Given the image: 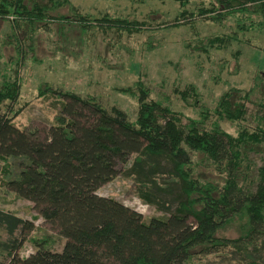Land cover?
Wrapping results in <instances>:
<instances>
[{"label":"trees","instance_id":"16d2710c","mask_svg":"<svg viewBox=\"0 0 264 264\" xmlns=\"http://www.w3.org/2000/svg\"><path fill=\"white\" fill-rule=\"evenodd\" d=\"M133 1L178 3V22L171 26H179L195 16L188 11L190 5L207 0ZM210 1L212 8L199 9L200 15L211 13L209 19L218 21L242 14L248 23L239 25L241 29H264V0ZM67 4L0 0V19L13 17L17 32H26L28 40L39 29L51 31L55 21L85 30L107 24L128 33L139 30L136 22L108 14L94 19L73 5L69 16L54 15ZM16 49L26 55L19 41ZM21 89L17 70L14 75L3 73L0 61V175L11 192L33 203L66 243L60 252L39 243L33 254L21 258L17 252L35 224L0 209V228L9 236V242L0 243L7 264H188L209 258L220 264H264V163L259 167L252 159L255 153L264 157V115L253 129L240 124L247 118L250 91L230 89L211 109L190 85L179 94L185 102L197 97L193 105L200 115L185 123L170 106L150 99V90L140 81L135 89H119L137 96L136 120L117 106L103 107L95 96L46 86L40 95L50 93L63 106L42 136L38 128L14 124L20 110L13 107ZM224 121L240 125L236 135L222 128ZM197 154L223 177V184L196 176ZM119 166L126 167L124 176L134 182L140 199L167 217L145 222L132 208L98 194L118 177ZM233 224L238 225L237 238L220 236Z\"/></svg>","mask_w":264,"mask_h":264},{"label":"rangeland","instance_id":"374dc122","mask_svg":"<svg viewBox=\"0 0 264 264\" xmlns=\"http://www.w3.org/2000/svg\"><path fill=\"white\" fill-rule=\"evenodd\" d=\"M72 5L94 19L108 14L113 19L136 22L139 30L128 33L109 24L103 27L93 25L85 30L80 25L55 21L51 31L39 29L33 40H28L24 37L26 32H17L13 17L0 19L2 72L14 75L17 70L22 86L20 99L13 107L15 111L20 110L14 119L15 126L38 128L44 136L56 122L63 103L50 93L40 95L46 86L83 97L95 96L103 107L117 106L127 112L130 119L136 120L137 96L124 95L119 89H135L139 81L150 90V99L170 106L185 123L188 119H198L200 115L199 108L193 105L197 97L192 96L189 102H185L179 94L190 85L196 88L201 103L211 109L230 89L250 91L247 118L240 124L251 129L259 124L258 116L264 115V29H241L239 25L248 23L242 14L222 16L213 21L208 17L213 14L198 13L201 8L211 9V1H197L188 7V11L195 15L193 18L189 17L179 26H171L178 22L181 12L176 2L68 0V4L54 15L69 16ZM255 20L258 22L260 18L257 16ZM234 36L238 40L232 39ZM214 38H223L224 42L211 43ZM17 41L21 43L25 56L17 51ZM221 125L232 135H236L240 127L228 121L221 122ZM252 159L259 167L264 163L262 154L255 153ZM193 161L196 176L202 182L223 184V177L202 162L201 155H193ZM2 167L0 163V174ZM125 169L119 166L118 177L103 186L98 194L132 208L142 214L145 222L153 217H167L140 199L134 182L124 176ZM6 181V177L0 175V209L35 224V230L19 248L18 256H30L39 243L54 252L62 251L66 240L38 215L32 202L11 192ZM219 234L237 238L238 225H230ZM4 242H9V236L0 228V243ZM8 261L7 253L0 248V264ZM188 264L220 263L209 258L195 259Z\"/></svg>","mask_w":264,"mask_h":264}]
</instances>
